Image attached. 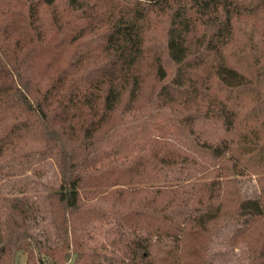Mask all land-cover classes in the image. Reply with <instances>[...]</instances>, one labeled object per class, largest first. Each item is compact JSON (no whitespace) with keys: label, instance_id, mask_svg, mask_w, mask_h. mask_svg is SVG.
Listing matches in <instances>:
<instances>
[{"label":"trees","instance_id":"16d2710c","mask_svg":"<svg viewBox=\"0 0 264 264\" xmlns=\"http://www.w3.org/2000/svg\"><path fill=\"white\" fill-rule=\"evenodd\" d=\"M235 249L264 264V0H0V264Z\"/></svg>","mask_w":264,"mask_h":264},{"label":"rangeland","instance_id":"374dc122","mask_svg":"<svg viewBox=\"0 0 264 264\" xmlns=\"http://www.w3.org/2000/svg\"><path fill=\"white\" fill-rule=\"evenodd\" d=\"M154 135V138H156L157 133L156 130L154 129V132H152ZM107 160V158H105ZM46 168V167H45ZM50 174L53 173L52 170L49 171ZM241 189L244 192L245 196L247 197H255L257 194L256 190V184L254 178H239ZM8 186V185H6ZM10 196H17L19 197L18 194L16 195H10ZM112 229V223H100L93 225L89 228V238L91 242H99V243H107V240L111 237L110 236V230ZM223 246V244H216L214 246V250L220 249ZM240 251L235 249L234 251L230 252L228 251L227 256H217L216 257V264H239V257ZM24 258H21V261H23ZM71 262V261H69ZM68 262V263H69ZM70 264V263H69Z\"/></svg>","mask_w":264,"mask_h":264}]
</instances>
